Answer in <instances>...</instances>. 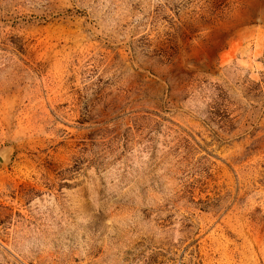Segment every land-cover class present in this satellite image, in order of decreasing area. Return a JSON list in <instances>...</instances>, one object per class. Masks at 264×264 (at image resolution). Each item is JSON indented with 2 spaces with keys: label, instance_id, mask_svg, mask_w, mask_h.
Here are the masks:
<instances>
[{
  "label": "rangeland",
  "instance_id": "1",
  "mask_svg": "<svg viewBox=\"0 0 264 264\" xmlns=\"http://www.w3.org/2000/svg\"><path fill=\"white\" fill-rule=\"evenodd\" d=\"M0 264H264V0H0Z\"/></svg>",
  "mask_w": 264,
  "mask_h": 264
},
{
  "label": "water",
  "instance_id": "2",
  "mask_svg": "<svg viewBox=\"0 0 264 264\" xmlns=\"http://www.w3.org/2000/svg\"><path fill=\"white\" fill-rule=\"evenodd\" d=\"M4 159H5L4 153L3 152H0V162H3Z\"/></svg>",
  "mask_w": 264,
  "mask_h": 264
}]
</instances>
